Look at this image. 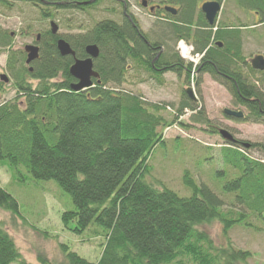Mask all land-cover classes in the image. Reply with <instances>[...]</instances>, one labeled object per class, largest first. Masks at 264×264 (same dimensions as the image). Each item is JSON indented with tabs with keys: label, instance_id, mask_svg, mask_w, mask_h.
<instances>
[{
	"label": "trees",
	"instance_id": "1",
	"mask_svg": "<svg viewBox=\"0 0 264 264\" xmlns=\"http://www.w3.org/2000/svg\"><path fill=\"white\" fill-rule=\"evenodd\" d=\"M16 1L36 7L40 17L46 19L52 17L47 14L51 8L54 12H85L101 0ZM112 1L122 8L121 23L98 21L86 33L64 39L76 59L87 57V45L93 44L99 50L93 60L99 78L84 91L70 90L76 82L68 73L73 58L61 57L55 44L62 37L48 31L40 36L39 58L31 64V72L24 65L23 52L8 50L6 66L17 95L14 100L0 103V163L13 169L22 167L35 180L54 181L67 193L74 210L65 212L62 222L65 226L75 222L77 228L72 231L82 233L90 226L102 230L105 243L96 263L60 246L64 264H187L188 259L194 264L245 263L249 252L234 249L230 241L225 246H214L196 227L219 220L225 233L235 225L248 227L246 215H223L222 200L205 186L195 188L189 177H184V184L192 189L190 197H180L167 188L158 190L145 182L150 174L148 159L163 145L159 131L165 126L159 114L162 108L119 89L129 61L154 79L168 72H185L190 81L194 70L197 87L202 75L209 74L226 87L236 104L249 111L244 121L264 128V96L246 84L239 71L245 64L242 28L217 26L213 31L215 27L204 22L197 0L164 3L178 8L175 16L161 8L157 12L173 21L171 35L176 40L192 34L197 16L189 40L202 58L194 68L176 54L162 53V46L149 41L133 16L126 14L123 0ZM236 2L241 9L258 13L259 22L252 29L264 24V0ZM8 3L0 0L2 6ZM218 42L221 46H216ZM10 45L7 34L0 36V48ZM246 70L258 74L249 67ZM56 78L60 81H54ZM27 79L37 81V86L29 85ZM2 90L0 83V93ZM184 108L195 111L194 105L186 101L177 113L182 114ZM177 120L174 118L172 123ZM229 145L219 149L221 160L240 171L241 178L225 183L223 191L249 204L248 208L264 220V164L249 159L239 146ZM244 149H255L264 159V143ZM0 208L18 214L16 201L4 190H0ZM13 262L27 264L0 225V264ZM38 262L49 264L40 257Z\"/></svg>",
	"mask_w": 264,
	"mask_h": 264
},
{
	"label": "rangeland",
	"instance_id": "2",
	"mask_svg": "<svg viewBox=\"0 0 264 264\" xmlns=\"http://www.w3.org/2000/svg\"><path fill=\"white\" fill-rule=\"evenodd\" d=\"M142 1L146 2V7L141 6ZM8 2L9 6L0 5V36L7 34L11 41L10 47L0 48V75H5L8 79L7 83L0 81L3 88L0 103L14 100L17 95L6 66L8 50L20 53L25 46L34 45L37 35L49 32V22L57 25V35L64 40L86 33L98 21L110 20L119 24L124 15L120 4L112 0H101L85 12H54L51 8L47 14L52 17L46 19H42L41 11L28 3L16 0ZM123 2L126 14L133 16L149 41L159 43L162 53L176 54L184 61L178 50V42L182 40L188 48L192 46L189 39L192 38L197 16L191 26L192 34L176 40L171 35L170 23L173 21L165 20L163 12L150 13L148 6H177L164 4L168 0ZM199 8L200 5L198 10ZM255 13L238 7L236 0H222V8L215 25L219 28H242V54L245 64L240 66L239 71L246 84L255 87L264 96L263 73L251 74L246 70L252 58L257 55L264 56V24L252 29L259 22ZM54 81L60 80L56 78ZM190 81L186 80L185 72H168L160 79H154L133 62L128 63L125 81L119 89L140 96L146 104L159 105L162 108L159 114L165 122L164 128L159 130L163 145L157 147L148 159L150 174L145 177V182L158 190L170 189L180 197L192 195V189L184 184L186 177L193 179L195 188L207 187L224 203L221 208L223 215L236 218L238 213H242L247 217L248 227L244 224L235 225L224 233L220 221L215 220L197 226L196 229L213 242L214 246H225L230 241L234 249L249 252L250 256L243 264H264V220L248 208L249 204L240 203L236 195L224 193L222 186L240 177L241 173L222 162L219 150V147L222 148L228 143L219 135V131L224 130L236 140L232 142L235 146L246 151L245 156L264 163L258 151L244 149L245 145L264 143V128L262 125L246 122L245 119L226 116L223 113L226 109L241 111L245 117L249 111L236 104L226 87L215 82L209 74L202 75L198 87L195 80ZM26 82L32 87L38 84L31 79ZM188 88L193 90L195 102L183 96ZM186 101L194 105L195 111L183 109L182 114H178L177 111ZM174 118H178L176 123H172ZM0 190L9 194L18 206V214L15 215L0 208V225L12 238L27 264H39V257L49 264H64L60 246L68 248L91 263L98 261L105 243L102 230L90 226L82 233H76L71 230L77 228L75 222L64 225L62 215L73 211L74 205L71 197L54 181H38L22 167L13 169L8 164L0 163ZM184 260L187 258L184 257ZM186 263L194 264L191 259Z\"/></svg>",
	"mask_w": 264,
	"mask_h": 264
},
{
	"label": "water",
	"instance_id": "3",
	"mask_svg": "<svg viewBox=\"0 0 264 264\" xmlns=\"http://www.w3.org/2000/svg\"><path fill=\"white\" fill-rule=\"evenodd\" d=\"M141 6L146 7L147 4L145 1L141 2ZM220 6L218 3H204L201 6V12L204 14L205 19L208 21L210 25H212L215 21L217 14L220 11ZM167 13L172 15L176 14V11L172 8L164 9ZM153 11V8H150V12ZM50 34L52 36L57 35L58 27L54 22H50ZM39 36H37L36 41H38ZM56 49L61 57H72L73 63L69 68V75L76 81L70 86V90L73 92L84 91L90 87H92V80H98V74L93 70V60H95L99 54L98 48L93 45H87L84 48L85 55L87 56L85 59H76L73 50L70 45L63 39L59 38L56 40ZM24 53L26 54L25 65L29 66L34 61H36L39 57V47L35 45H27L24 47ZM250 66L255 71L264 72V57L259 55L253 58L250 61ZM32 68L29 67L28 71L31 72ZM0 81L3 83H7L8 79L5 75H0ZM186 94L194 100L192 90L186 89ZM224 114L226 116H230L235 119H242L243 114L241 112H233L230 110H224ZM219 134L221 138L225 142H233V138L224 130H220Z\"/></svg>",
	"mask_w": 264,
	"mask_h": 264
},
{
	"label": "bare ground",
	"instance_id": "4",
	"mask_svg": "<svg viewBox=\"0 0 264 264\" xmlns=\"http://www.w3.org/2000/svg\"><path fill=\"white\" fill-rule=\"evenodd\" d=\"M218 3L219 4V6L222 8V0L220 1V2H218V1H215V0H211V1H205V3ZM197 5H202V2L200 1V0H197ZM200 10V12H201V9H199ZM201 14H202V17H203V20H204V22L208 25V26H214L215 28L213 29V31H216V22H214L212 25H210L209 23H208V21L205 19V16H204V14L201 12ZM221 28V27H220ZM216 46H221V43H216ZM196 76V74L195 75H191V81L190 82H193V80H194V77ZM188 89H191V88H188ZM192 90V89H191ZM185 96L186 97H188L191 101H193V102H195L196 101V98L194 97V100H192L187 94H186V90H185ZM192 94H193V90H192ZM188 102V101H187ZM184 109H186V108H184ZM227 110V109H226ZM230 111H232V110H230ZM233 112H241V111H233ZM223 113H224V111H223ZM242 114H243V112H241ZM246 117L243 115V118L242 119H245ZM231 136V135H230ZM232 137V136H231ZM233 138V137H232ZM233 141H236V140H234L233 139ZM229 144H233L232 142H228L227 144H226V146H230ZM234 145V144H233ZM248 146L249 145H245V148H248ZM261 163H263L262 161H260ZM264 164V163H263ZM235 170V169H234ZM240 172V171H239ZM239 178H241V177H238V178H236V179H239ZM235 179V180H236ZM234 180V179H233Z\"/></svg>",
	"mask_w": 264,
	"mask_h": 264
},
{
	"label": "flooded vegetation",
	"instance_id": "5",
	"mask_svg": "<svg viewBox=\"0 0 264 264\" xmlns=\"http://www.w3.org/2000/svg\"><path fill=\"white\" fill-rule=\"evenodd\" d=\"M153 8H154V11L152 12V14H156L157 12H159L160 11V7L159 6H152ZM151 6H148V8H152ZM37 36H39V35H37ZM37 36H36V38H37ZM34 45L35 46H40V36H39V39H38V41H34Z\"/></svg>",
	"mask_w": 264,
	"mask_h": 264
}]
</instances>
